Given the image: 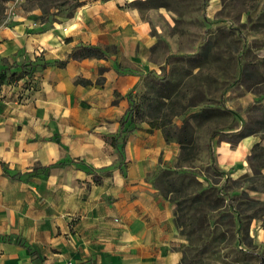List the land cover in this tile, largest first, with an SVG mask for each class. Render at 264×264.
Listing matches in <instances>:
<instances>
[{"label":"crops","instance_id":"obj_1","mask_svg":"<svg viewBox=\"0 0 264 264\" xmlns=\"http://www.w3.org/2000/svg\"><path fill=\"white\" fill-rule=\"evenodd\" d=\"M117 3L99 6L89 35L91 45H113L116 55L37 67L29 92L21 89L26 77L0 90V264L179 263L173 206L147 181L178 144L142 124L119 159L105 139L117 134L127 94L140 82L121 68L135 65L133 46L146 29ZM80 14L41 34L2 28L0 71L39 57L66 60ZM240 140L243 155L254 140Z\"/></svg>","mask_w":264,"mask_h":264},{"label":"rangeland","instance_id":"obj_2","mask_svg":"<svg viewBox=\"0 0 264 264\" xmlns=\"http://www.w3.org/2000/svg\"><path fill=\"white\" fill-rule=\"evenodd\" d=\"M9 1L0 0V24ZM107 1L19 0L3 28L41 34L81 13L75 48L91 45L93 17ZM116 1L146 27L133 46L135 65L121 68L140 77L127 94L128 128L153 124L167 142H183L147 178L173 206L178 264H264V0ZM91 46L104 59L117 54L113 45ZM41 61L21 64H31L30 75ZM242 136L254 141L238 155Z\"/></svg>","mask_w":264,"mask_h":264},{"label":"trees","instance_id":"obj_3","mask_svg":"<svg viewBox=\"0 0 264 264\" xmlns=\"http://www.w3.org/2000/svg\"><path fill=\"white\" fill-rule=\"evenodd\" d=\"M64 3H67L66 1H64L62 4L65 5ZM86 58H96V59H104L105 55L102 49H100L99 47H95V46H91V45H87V46H79L77 48H75L66 58V60L64 61H55V62H44L42 63L40 67L42 69L48 67V66H59V67H64L68 61V59H75V60H79V59H86ZM31 64H21L18 67V71L17 70H11L12 72L10 74L7 73V68L3 69L0 71V90L2 88L3 85H8L11 83H15L23 78L26 77V80L23 82L25 83V86L22 87V91H28L33 87V81H32V73L29 75V73L27 72V69L30 68ZM14 66H12L10 69H14ZM36 69V68H35ZM154 77L156 79H158V77L156 75H154ZM75 83L77 84H81V85H89L90 82L88 81H82V80H76ZM127 113V112H126ZM126 115V114H125ZM129 125V121L128 118L126 116H124L120 121H119V130L117 132L116 135L114 136H108L105 137L106 141L110 144V146H112L113 148H115L118 151V156L119 159L123 157V149L125 146V142L127 139V136L133 131L136 130L134 128H128ZM149 128L150 129H160L159 127L153 125V124H149ZM161 130V129H160ZM164 134V133H163ZM218 134L216 132L212 133L208 142V152H209V157L211 162L215 161V157H214V150L212 147V139L214 137H216ZM240 135V134H238ZM249 135V134H248ZM165 136V134H164ZM247 136V135H246ZM246 136H242L241 138H244ZM165 139L167 141V138L165 136ZM175 143L178 144V146H181V149L183 148V142L182 140H175ZM255 147H258V145L256 144ZM99 178L95 177L94 178V182L96 184L99 183ZM182 260H184V257L181 258Z\"/></svg>","mask_w":264,"mask_h":264},{"label":"built area","instance_id":"obj_4","mask_svg":"<svg viewBox=\"0 0 264 264\" xmlns=\"http://www.w3.org/2000/svg\"><path fill=\"white\" fill-rule=\"evenodd\" d=\"M19 0H10L7 4V9H6V15H5V19L3 21L2 24H0V30L6 26V24L9 23V21H11L12 17L14 16V8L15 5L17 4ZM28 92V91H27ZM65 264H71V263H65Z\"/></svg>","mask_w":264,"mask_h":264}]
</instances>
